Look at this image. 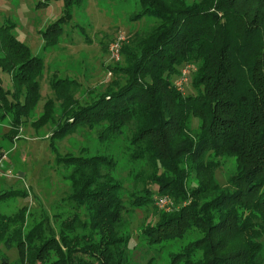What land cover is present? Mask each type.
<instances>
[{
  "label": "trees",
  "instance_id": "16d2710c",
  "mask_svg": "<svg viewBox=\"0 0 264 264\" xmlns=\"http://www.w3.org/2000/svg\"><path fill=\"white\" fill-rule=\"evenodd\" d=\"M140 2L133 20L152 22L129 35L123 63L109 67L114 78L108 88L95 94L89 89L93 96L83 103L68 84L53 85L64 105L53 139L79 126L96 129L101 142L126 132L131 160L143 162L130 191L115 176L113 157L58 155V165L70 169L64 174L69 192L61 201L77 212L84 209V215L76 212L59 233L50 223V236L36 244L41 224L27 234L22 230L28 206L13 214L0 211V242L17 247L31 264H134L126 215L151 206L157 220L142 227L147 243L188 239L171 253L170 264H264V0ZM11 27L0 25V65L13 75L15 96L25 89L26 99H12L0 79V106H7L1 118L12 116L9 132L17 133L22 116L39 99L37 77L44 65ZM43 33L46 46L58 43L61 22ZM187 62L196 70L194 92L185 94L175 80ZM44 110L36 124L54 120L53 100ZM222 156H234L237 163L225 183L217 177ZM14 195H0V202ZM160 195L171 196L177 207L156 206ZM0 264L18 263L4 255Z\"/></svg>",
  "mask_w": 264,
  "mask_h": 264
},
{
  "label": "rangeland",
  "instance_id": "374dc122",
  "mask_svg": "<svg viewBox=\"0 0 264 264\" xmlns=\"http://www.w3.org/2000/svg\"><path fill=\"white\" fill-rule=\"evenodd\" d=\"M69 1L0 0V25L12 26L13 33L28 46L32 55L43 58V70L37 77L39 99L32 113L22 116L23 122L17 133L9 132L12 116L7 113L8 116L1 118L7 106L4 103L0 106V151L6 154L0 163V195L16 194L0 202V211L13 214L22 206H28L22 230L23 234H27L40 223V236L35 238L36 244H41L50 236V223L59 233L67 219L77 213L84 215V209H78L77 212L72 203L61 201L69 192L70 181L64 178V174H68L70 169L62 163L58 165V155L84 151L86 154L100 153L113 157L117 162L114 174L124 182L127 192L132 186L134 173L143 164L131 160L126 132L113 140L101 142L96 129L79 126L72 133L53 139L52 134L60 126L64 114V105L57 99L56 87H66L68 84L69 91L73 92L74 89L73 96L83 103L86 97L90 98L95 92L108 88L114 78L109 67L123 63V44L143 23L152 22L151 18L143 19L140 23L133 20L135 13L141 9L140 0H84L71 4ZM58 21L63 27L60 41L46 46L43 32ZM115 43L120 44L118 60L113 57L112 46ZM195 70L196 66L187 62L175 80L179 84L178 89L185 94L194 92L192 80ZM0 79L4 87L11 90L12 99L25 103V89L15 96L17 89L13 75L3 70L1 65ZM89 89L96 90L92 94ZM49 100L55 103L54 120L36 124V120H41L45 112L44 105ZM192 128L199 129L198 119L193 120ZM220 162L217 177L225 183L236 171V158L222 156ZM169 198L171 209L162 210L172 211L177 207L174 199L171 196ZM45 209L49 211L51 219L46 217ZM125 220L124 231L132 235L130 247H135L132 249L134 264H170L171 253L188 241L173 239L162 246L147 243L142 235V227L148 221L157 220L155 209L151 206L146 211L128 212ZM19 226L20 222L13 223L10 233ZM4 255L18 264H31L27 259L22 260L17 247H7L1 241L0 259ZM50 257L52 260L56 258L54 251ZM49 263L37 261L36 264Z\"/></svg>",
  "mask_w": 264,
  "mask_h": 264
},
{
  "label": "built area",
  "instance_id": "2783aa9c",
  "mask_svg": "<svg viewBox=\"0 0 264 264\" xmlns=\"http://www.w3.org/2000/svg\"><path fill=\"white\" fill-rule=\"evenodd\" d=\"M112 51H113V57L118 60L120 58V44L115 43L112 46ZM177 87L179 86L178 83H176ZM181 89V88H180ZM183 91V90H181ZM6 158V154H2L0 151V163ZM170 203V198L168 195H160L156 197V204L159 208H165L167 210L171 209V204Z\"/></svg>",
  "mask_w": 264,
  "mask_h": 264
}]
</instances>
